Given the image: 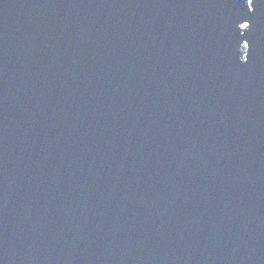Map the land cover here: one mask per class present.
I'll return each mask as SVG.
<instances>
[{
    "label": "water",
    "instance_id": "95a60500",
    "mask_svg": "<svg viewBox=\"0 0 264 264\" xmlns=\"http://www.w3.org/2000/svg\"><path fill=\"white\" fill-rule=\"evenodd\" d=\"M259 2L0 0V264H264Z\"/></svg>",
    "mask_w": 264,
    "mask_h": 264
},
{
    "label": "snow or ice",
    "instance_id": "6c2138e0",
    "mask_svg": "<svg viewBox=\"0 0 264 264\" xmlns=\"http://www.w3.org/2000/svg\"><path fill=\"white\" fill-rule=\"evenodd\" d=\"M261 2H262V0H260V2H259V3H257V5H259ZM253 11L255 12V8L253 9ZM244 27H245V28H247V27H248V25H245Z\"/></svg>",
    "mask_w": 264,
    "mask_h": 264
},
{
    "label": "rangeland",
    "instance_id": "374dc122",
    "mask_svg": "<svg viewBox=\"0 0 264 264\" xmlns=\"http://www.w3.org/2000/svg\"><path fill=\"white\" fill-rule=\"evenodd\" d=\"M251 0H248V2L250 3ZM242 25H247V22L243 23ZM245 45V44H244Z\"/></svg>",
    "mask_w": 264,
    "mask_h": 264
}]
</instances>
